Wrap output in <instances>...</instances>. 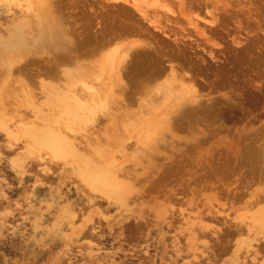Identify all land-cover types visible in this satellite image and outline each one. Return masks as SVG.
I'll return each mask as SVG.
<instances>
[{"label": "rangeland", "instance_id": "374dc122", "mask_svg": "<svg viewBox=\"0 0 264 264\" xmlns=\"http://www.w3.org/2000/svg\"><path fill=\"white\" fill-rule=\"evenodd\" d=\"M32 1L0 0V41ZM58 1L81 41L114 38L78 58L107 104L98 121L69 119L41 93L50 58H19L6 107L24 120L0 125V264H264V0H137L149 18L134 0ZM129 44L131 104L105 87ZM10 61L0 54V87ZM61 65L51 80L65 83L74 65Z\"/></svg>", "mask_w": 264, "mask_h": 264}, {"label": "bare ground", "instance_id": "6f19581e", "mask_svg": "<svg viewBox=\"0 0 264 264\" xmlns=\"http://www.w3.org/2000/svg\"><path fill=\"white\" fill-rule=\"evenodd\" d=\"M57 1L58 0H34V1H32V3H29L28 5H26V8H22L21 10H22L23 14L25 16H27V18L22 19L21 21L18 22V26L16 27V29L14 31L11 32V34L8 35L7 39H4L5 37H2V39L0 41V44H1L2 49H3V50L0 49L1 50L0 54L4 58H11L10 65L7 66V64H6L4 66L5 70L7 71V75L4 78V81L0 87V125H2V123H3L2 121L4 119H8L10 121V120L15 119L16 116L18 118L23 119L22 113L17 114V112H15L17 115L13 114L14 115L13 116L9 113L10 107L9 108L6 107V97H8V95H9V94L6 95V92H7L6 89L8 90L9 83H10L7 81V79H9L12 76V72L14 69H20V70L22 69L21 68L22 67V65H21L22 61L19 58L30 57V55L34 56L35 58H40V57L41 58H50L49 61H47V63H45V65H44L45 66L44 70L47 72L48 77L50 75V77H49L50 80L44 81L41 83L42 84L41 85V93L43 92L46 94L47 92L49 93L51 91L52 95H55L56 97H58L60 104L64 107L63 112L68 116L69 119L78 120V121L83 120L85 122H87L88 120H97L98 119L97 113H98V110H100L99 108L101 106H103L104 103H106L105 97L103 98L102 91L100 89L99 90L95 89L93 86H90V84H89L90 77H89V71L87 70V68H89L88 65H87V67H86V64L83 65L84 63L82 64L81 62H79L78 58H81L84 53H87V52L92 51L94 49H95V52H97L98 51V50H96L97 45H98V49H99L100 44L102 45V43L104 44L107 41L109 43V41H111L112 39L114 40V38L109 37L110 39H107L104 35V36H101L102 41L99 39H96V44H89L90 41H91V43H94V42H92V40L94 38H92V39L90 38V41H89V39H88V41L83 40L88 44L81 41L82 39L80 37V34L75 32V30L73 28L69 27L68 25H65L67 19L64 17V14H61L62 8L60 9V11H59V8H57V5H56ZM121 1H124L123 4H125V3L129 4L130 2H132L131 0L130 1L129 0H121ZM136 1L137 0L133 1L134 2L133 5H132V3H130V5L132 7L134 6L133 9L135 8L134 10H136V13L139 12L141 17L149 18V15L146 14L141 9V7H139L138 4H136ZM58 3H59V1H58ZM105 4H107V2ZM29 5H32V6H29ZM145 21H148V20L146 19ZM150 21H152V20H150ZM156 22H159V20L158 21L157 20L152 21V23H154V24ZM154 24H152V25H154ZM156 24L160 26L159 23H156ZM152 25H150V26H152ZM157 25H154V26H157ZM156 28L161 29L160 27H156ZM162 29L160 31H162ZM115 31H117V30L115 29ZM162 32H164V31H162ZM126 34H127V32H126ZM162 34L164 36H166L168 33L166 32V33H162ZM90 35L93 36L92 33ZM119 35H123V34H119ZM98 36H100V34L97 35V38H99ZM121 37H123V36H121ZM117 38L121 39L119 37H117ZM14 43H15V45H14ZM136 44H140V43H136ZM117 45L120 47L119 44H117ZM114 47L117 48V46H114ZM138 47H140V46H137L136 48H138ZM142 48H143V46H142ZM142 48L140 47V49H142ZM121 49H122V47H121ZM117 50H114V51L117 52ZM132 51H134V46H131V44H129L128 46L126 45L124 47V51H122V54L120 57H118L116 60L109 61V62H111V63H109L110 64L109 71L110 70L113 71L112 80L114 81V85H111V83H109V82H107L105 84V87L108 86V91H110V93H112L113 90L115 89L116 91H114V92L118 91V92L123 94V95L121 94L120 95L121 97H119L121 99L120 101H122V103H126V99H127V101H128V99H131L129 101L130 104H131L132 99L134 97V92H132L134 90L133 89L130 90L131 88L129 87V85H127L129 82L127 83V81L125 80L126 77L124 76V74L126 76H128L129 67H130L129 62L132 63V61H128V60L131 59L130 54H132V53L135 54ZM92 52H94V51H92ZM92 54H91V56H92ZM89 55H90V53H89ZM132 59H133V57H132ZM107 62L105 64H107ZM61 63L62 64L70 63V64L74 65L71 69H64V71H62L59 74V75L63 74L65 76L64 77L66 79L65 83H63V81H61L62 83L60 81L57 82L60 79V77L58 79H55L56 78L55 76L56 75L58 76V73L61 71V70L60 71H58V70L62 69V68H59V66H58V64L61 65ZM90 65H91V63H90ZM55 66L58 67L59 69L55 68ZM91 67H93V66H91ZM95 67H96V65H95ZM105 67H106V65H105ZM105 67H104V69H105ZM56 69H58V70H56ZM20 70H19V72H21ZM42 70H43V68H42ZM38 72H39V74L41 73V71H39V70H38ZM175 74H177L176 71H175ZM177 75L179 76V73ZM177 75H176V77H178ZM51 77H55L54 79L57 81H52L53 79ZM95 79H96V77H95ZM96 80H98V78ZM50 81H52V82H50ZM55 82H57V83H55ZM22 85L24 86L25 91H27L24 93H26V97L28 98L27 100H29L28 102H30L29 106H33L34 101H36L35 98L37 96H35L34 91L29 87V85H27V83H22ZM14 86H16V85H14ZM111 86H112V88H111ZM180 87L181 86H179V89H182V87L181 88ZM185 88H187V87L185 86ZM191 88H192V86L190 87V90H191ZM127 89H129V91ZM187 89H189V88H187ZM193 89H194V86H193ZM105 90H107V88ZM137 91H138V89H137ZM184 91H186V89ZM189 92L192 93L193 90L189 91ZM39 93H40V91H39ZM193 93H195V89H194ZM9 98H10V96L8 97V99ZM129 102H127V104H125V105L128 106ZM143 108H144V106H143ZM39 110L40 109L37 108L36 112H38ZM99 113H100V111H99ZM3 125H4V123H3ZM5 127H6V125H5ZM68 128L66 127V129H65L66 132L68 131ZM58 129H57L58 134L56 133V138H55L56 144L64 146V148L71 151L69 153H73V151L71 150V147H77L78 146L76 139L74 140V139L69 137L70 135H67V134L65 135L64 133H62V130L60 129V127H58ZM54 132H56V131H54ZM27 133H28V135L35 134L33 132V130H29ZM46 133H48V132H46ZM51 136H53V135L51 134ZM58 152H59V150H58ZM58 152H56V153H58ZM85 161H84L83 165L86 166V170L84 171V174L86 176H88L90 179L107 182L110 185L112 184V186L113 185L116 186L118 191H121L122 193H123V191H125V189H123L122 186H120V184L117 182L114 175L113 176L109 175V174L104 172V170H103L104 168H102V167L98 168L96 166H92V165L88 164L87 161L86 162Z\"/></svg>", "mask_w": 264, "mask_h": 264}, {"label": "flooded vegetation", "instance_id": "af4514ba", "mask_svg": "<svg viewBox=\"0 0 264 264\" xmlns=\"http://www.w3.org/2000/svg\"><path fill=\"white\" fill-rule=\"evenodd\" d=\"M31 72H33V73H36V71H31ZM35 80H37V81H38L39 79H35Z\"/></svg>", "mask_w": 264, "mask_h": 264}]
</instances>
